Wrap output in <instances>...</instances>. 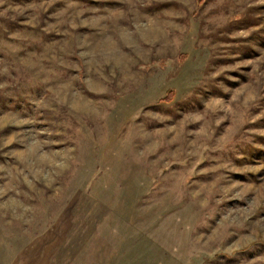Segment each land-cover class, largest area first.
Segmentation results:
<instances>
[{"label": "rangeland", "instance_id": "374dc122", "mask_svg": "<svg viewBox=\"0 0 264 264\" xmlns=\"http://www.w3.org/2000/svg\"><path fill=\"white\" fill-rule=\"evenodd\" d=\"M201 1L0 0V264H264V0Z\"/></svg>", "mask_w": 264, "mask_h": 264}, {"label": "trees", "instance_id": "16d2710c", "mask_svg": "<svg viewBox=\"0 0 264 264\" xmlns=\"http://www.w3.org/2000/svg\"><path fill=\"white\" fill-rule=\"evenodd\" d=\"M204 0H202L201 2H203ZM175 97V90L173 88H170L167 90V94H166V97L163 99L165 101H172Z\"/></svg>", "mask_w": 264, "mask_h": 264}]
</instances>
